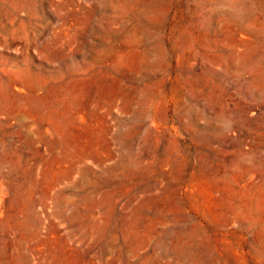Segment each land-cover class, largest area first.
<instances>
[{
    "label": "rangeland",
    "instance_id": "obj_1",
    "mask_svg": "<svg viewBox=\"0 0 264 264\" xmlns=\"http://www.w3.org/2000/svg\"><path fill=\"white\" fill-rule=\"evenodd\" d=\"M0 264H264V0H0Z\"/></svg>",
    "mask_w": 264,
    "mask_h": 264
}]
</instances>
